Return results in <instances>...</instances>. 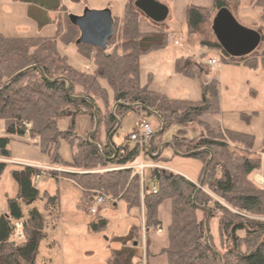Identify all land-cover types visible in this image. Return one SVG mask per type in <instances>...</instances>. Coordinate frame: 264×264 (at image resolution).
<instances>
[{
  "label": "trees",
  "instance_id": "1",
  "mask_svg": "<svg viewBox=\"0 0 264 264\" xmlns=\"http://www.w3.org/2000/svg\"><path fill=\"white\" fill-rule=\"evenodd\" d=\"M69 1L78 3L81 0ZM252 1L254 6L260 8L261 25L254 28L260 39L248 55L230 56L216 40L215 14L219 9L226 8L234 18L232 11L236 9L237 0H214L211 7L186 6V28L191 34L199 36L201 47L220 50L224 63L249 68L260 65L264 68V48L258 51L264 43V0ZM134 2L125 0L121 16H113L114 35L107 44V48L112 46L109 52L107 48L101 50L75 44L79 30L69 21L68 12L64 23L60 18L54 19L55 34L51 37H7L0 33V122L5 134L0 136V156L9 157L7 146L12 137L21 139L29 135L30 138H39L36 144L49 155L53 164L84 171L43 170L32 165H22L10 171L17 194L7 199V213L0 215V264L35 262L39 243L46 237V218L36 208L30 209L24 218L20 202L30 205L42 198L44 209L55 213L58 194L50 195L44 191L41 195L35 185V177L42 173L56 179L59 176L70 178L80 189L82 200L89 197L91 200L95 193H99L124 201L128 209L143 208L145 254L148 246L146 234L161 224L158 209L163 201L169 200L171 220L165 229L167 244L160 252L166 256L167 264H264V186L250 178L261 167L264 174V159L248 154L253 152L254 138L234 130L215 132L201 121L203 115H218L221 112L219 82L216 79L201 82V98L198 101L171 99L152 90L151 76L145 84L141 83L140 59L165 48L169 31L164 22L151 21L160 31L140 32L139 20L144 15ZM51 9L61 12L66 10V6L58 0ZM59 42L73 45L92 64V70L85 72L71 65L59 51ZM174 70L188 78H200L203 74V68L192 56L176 59ZM102 81L106 82L112 97H109ZM70 96L80 98L71 99ZM113 105V113L120 120L129 112L156 114L160 124L144 154L152 161L163 163L176 155L199 160L202 164L199 176V180L203 179L202 187L198 188L197 184L179 173L158 169H151L149 175V180L156 186V193L145 181L141 185L134 169L126 167L139 156V144H131L130 135L120 145H116L111 138L114 155L107 143L109 133L116 126ZM95 107L99 126L95 133L89 135V139L58 128L56 119L68 113L70 108H78L79 113L90 116L92 129ZM240 115L246 121L250 118L245 113ZM26 123L30 127H26ZM192 124L200 126L202 131L188 137L186 130ZM161 125L163 131L159 132ZM173 126L178 127L170 138L173 154L166 158L162 154L170 146L165 144L163 135ZM61 139L75 146L70 161H63L58 154ZM160 146L161 153L154 157ZM6 166V163L0 162V175ZM111 167L115 168L109 169ZM98 169L100 171H96ZM210 194L222 199L226 206L219 205ZM219 211L221 215L217 217L215 239L209 222ZM18 221L22 222L23 237L17 241L13 235L15 222ZM106 225V220L99 218L89 224V229L99 231ZM141 233V226L134 225L126 236L114 237L112 241L122 246L110 249L106 264H142L137 249L141 243Z\"/></svg>",
  "mask_w": 264,
  "mask_h": 264
},
{
  "label": "rangeland",
  "instance_id": "2",
  "mask_svg": "<svg viewBox=\"0 0 264 264\" xmlns=\"http://www.w3.org/2000/svg\"><path fill=\"white\" fill-rule=\"evenodd\" d=\"M237 1L236 9L232 11L235 21L244 28L254 29L256 27L255 25L260 23L259 8L253 5L252 0ZM14 2L15 0H0V33L7 37H51L55 34V18H60L61 22L64 23L67 12L68 14L80 15L85 7L100 9L103 5L107 4L113 16L122 14L121 0H81L78 3L67 2L65 5L66 10L58 13H56L54 9H51V7L57 4V0H17L18 5H13ZM195 3L200 6L210 7L213 4V0H195ZM184 17V9L183 11L174 9L170 4L169 15L164 24L167 26V23L172 21L174 25L171 27L177 32L176 38L179 39V44L187 45L189 49L188 53L194 55L195 58H199L201 48H203L199 44V36L191 34L187 30ZM148 21L152 23L149 19ZM58 48L61 54H63L67 61L74 67L85 72L92 70V64L82 57L73 45H64L59 42ZM111 48L112 46L107 48V51L109 52ZM263 48L264 43L260 45L258 51L261 52ZM203 49L208 51L209 55H211V52H209L210 49ZM250 51L246 55H248ZM212 53L214 56H212L211 59L217 58V67L212 68L208 63L205 66L204 62V64L200 62L199 65L201 67L205 66L203 72L205 71L206 75L218 76L216 80L219 82L221 112L214 119H221V122L226 128L252 135L254 138L253 152L248 154H254L264 159V152H262L264 151V68L260 65L256 68H249L242 65L227 64L222 61L220 57L222 52L220 50L213 49ZM209 55L205 57V61L210 57ZM229 55L236 56L230 53ZM203 76L202 74L200 78H194L196 80H194L192 84V91L193 94L195 91L196 98L201 97V82H204ZM151 78L153 81V77ZM102 84L107 89L109 97H112L111 90L106 82L102 81ZM67 112L68 113L56 119L58 128L63 131H71L74 133V136L85 138L87 133L94 128L93 126L91 129L92 123L90 116L79 113L78 108H70ZM241 112L250 115L248 121L241 118ZM253 112H256V114H252ZM141 116L145 118L147 115L141 114ZM124 117L122 124L118 127L113 136V141L116 145L123 143L125 137L136 127L135 123L138 122V114L135 112H129ZM200 119L202 122H205L202 118ZM148 121L154 131H156L159 127V125L157 126L156 118L154 116H148ZM162 126L163 125L158 129L159 132L163 131ZM28 127H30V125ZM173 127L178 128L177 126ZM173 127L170 130H172ZM189 128L196 129L197 134L202 131V128L197 124H192ZM169 131L165 132V134ZM213 131L215 130L213 129ZM3 135H5L3 124L0 122V136ZM170 138L167 141L163 139L166 145L170 142ZM38 141V137L30 138L29 135L21 139L12 137L7 146L9 157L0 156V162L7 164L3 173L0 175V215L7 213V199L14 198L17 194V186L10 175L11 170L18 169L25 164L35 163L41 164L42 166L38 165L37 167L43 170L55 169L72 173L84 172L74 168L53 164L49 155L43 153L36 144ZM133 143L134 142L131 144ZM161 147L162 146H160L158 150H161ZM146 148L147 147L141 148L137 158H143L145 161L151 160L150 157L144 154ZM74 150L75 146L72 147L67 140H60L58 154L63 161H70ZM140 158L137 160H140ZM151 162L160 163L161 165L165 164L152 160ZM200 163L201 162L195 158L181 155H176L168 161V164L186 172L193 178L198 174V165H200ZM113 168L115 167L109 169ZM96 171L100 170L98 169ZM145 171L147 180L148 170L146 169ZM165 171L171 172L168 170ZM256 174L264 177L263 168L261 167L251 174L250 178L252 181H254L253 179ZM35 185L41 195L44 191L50 195L57 193L59 202L57 209L54 211L58 213L57 218H55V213L51 211L47 212L44 209V199L42 198L36 199L30 205L20 202L24 218L28 216L32 208H36L38 211L44 213L46 218L44 226L46 237L39 243L34 264H106L110 249L118 247V244L111 240L112 237L125 236L131 224L130 216L136 215L139 210H141L139 212V215L141 214L139 218L141 219L142 217L143 219V208L138 209V211L136 208L128 210L124 201L118 198L112 199L107 195H105L106 199L99 206L98 213L90 214L88 208L93 204L92 200L94 198L90 200L89 197L87 200H82L80 189L68 177L59 176L56 179L49 174L42 173L35 182ZM95 195H97V193H95ZM210 195L219 205L226 206V203L222 199L213 194ZM161 205L160 218L166 223L170 219V206L166 201H163ZM49 212H51V214H49ZM216 215L217 216L209 222L211 234L215 239L217 237V217L221 215V212H217ZM99 218L105 219L107 225L99 231H92L89 229V224L97 221ZM158 232H161V230ZM146 235L148 237V233ZM164 236L165 230L163 231V237ZM22 237L23 233L20 238H17V232L15 230L13 239L18 241ZM141 242L143 246L142 237ZM139 256L142 257V264H146L144 260L145 248L141 251ZM160 264H164V260H161Z\"/></svg>",
  "mask_w": 264,
  "mask_h": 264
},
{
  "label": "crops",
  "instance_id": "3",
  "mask_svg": "<svg viewBox=\"0 0 264 264\" xmlns=\"http://www.w3.org/2000/svg\"><path fill=\"white\" fill-rule=\"evenodd\" d=\"M124 1L125 0H121L122 7H123ZM157 1L165 4L168 7V9H169L170 4L172 5V7L174 9H180L181 11H183V9H184V13H185V8L188 5L200 6V5H197L195 3V0H157ZM57 2H58V0H57ZM67 2H70V1L69 0H60V3H62L64 5H66ZM70 3H72V2H70ZM13 5H18L17 0H15ZM105 7H109V6L107 4L102 6V8H105ZM200 7H206V6H200ZM102 8H100V9H102ZM259 10H260V8H259ZM56 13H58V11H56ZM181 15H182V12H181ZM120 16H121V14L118 15L117 17H120ZM172 25H174V23L172 21H170L167 23V26H166L168 31H169L168 45L163 49H159L157 51L150 52V53L142 56V58L140 59V67H139L140 68L139 69L140 70V81L142 84H145L148 77L151 76V77H153V81L150 85V88L152 90L157 91V92H161L171 99H188V100H192V101H198V100H200L201 97L196 98L195 97V91H194V94L192 91V84H193V81L196 79L188 78V77H185V76H182V75L175 73V70H174L175 60L181 56H192V57H194L196 62H198L199 64H200V62H202V63L204 62L205 66H206L208 63V60L211 59V57L214 55L212 53V50L209 51V52H211V55H209L208 51H206L203 48H201L199 58H195L194 55L189 54L188 53V50H189L188 46L185 44H181V45L179 44L180 43V42H178L179 39L176 38L177 32L174 28L171 27ZM258 25H261V22ZM139 30L142 33H155V32L160 31V29L157 26L153 25L152 23H149L148 19L145 16L141 17L139 20ZM208 55L210 57L205 61L204 59ZM217 65L215 67H217ZM205 66H202L203 70H205V68H204ZM237 66H239V65H237ZM208 67H210V66H208ZM203 75H204L203 76L204 82H207L211 79H217V77H218L216 75H210V74L206 75L205 71L203 72ZM241 113H244V112H241ZM148 116H154L156 118L157 126L159 125L160 121H159V118L156 114L153 113V114L147 115L145 117L146 121L149 123ZM216 116H218V115L206 114V115H203L201 118L203 121L208 123L211 126V128L214 129L215 131H219V130L223 131L226 129L232 130V129L226 128L224 126V124L221 122V119H219V120L214 119V118H216ZM124 118H122L120 120V125L122 124ZM141 118H144V117L141 115H138V121ZM120 125H119V127H120ZM135 126H136V123H135ZM135 128L136 127H134V129L130 133H132L135 130ZM175 129H177V128L173 127L172 130H170L168 133H166L164 135L163 139H166L165 141L169 140V138L171 137V135H172L173 131H175ZM186 131H187V136H189V137H194L197 135L196 129H194V128H188ZM130 133H129V135H130ZM114 134H113V136H114ZM113 136H112V140H113ZM129 142H131V141H129ZM118 145H120V144H118ZM172 154H173L172 148L168 147V148H165L162 155H163V157L168 158V157H171ZM263 155H264V153H263ZM139 158H137V159H139ZM137 159L135 160L136 162H140V161L144 162V163H150L151 162V160L145 161V159H143V158L142 159L140 158V160H137ZM28 165H32V166H36V167L38 165L42 166L41 164H35V163H31ZM163 166L169 168L171 172L179 173V174L183 175L184 177L189 179L194 184H198L200 181L199 176H200V172L202 169L201 163H200V165H198L199 170H198V174L196 175L195 178L189 176V174H187L186 172H184L182 170L174 168L173 166L168 164V162H166ZM147 170H148L147 180H146V171L144 173L145 174V182L147 184L151 185V184H153L149 180V174L151 172V169H147ZM253 180L257 184L259 183L260 186H264V177L262 175L256 174L254 176ZM165 201L168 202V204L170 206V201L169 200H165ZM161 206L162 205L159 206V212H158V218L161 222V224L159 225L161 232H158V230H156L155 228L150 229L148 231L147 254H145V256H144L145 257L144 260L146 261V264H160L161 260H164V264L165 263L167 264L166 256L164 254H160V252L167 244L166 233H165V236L163 237V231L170 224L171 215H170V219L168 220V222L164 223L160 218ZM137 211H138V209H137ZM140 211L141 210H139L136 215L130 216L131 217L130 227L134 226V225L135 226H141V230H142L143 219H142V217H141V219L139 218V216H141V214L139 215ZM142 212H143V209H142ZM170 213H171V208H170ZM130 227H129V229H130ZM121 237H124V236H121ZM141 237H142V234H141ZM113 238L114 237H112V239ZM115 243L118 244V247H116L115 249L121 248L122 245L120 243H118V242H115ZM142 248L144 249L145 247L142 246V242H141L139 244V246L137 247L138 251L140 250L139 254H141V251H143Z\"/></svg>",
  "mask_w": 264,
  "mask_h": 264
},
{
  "label": "water",
  "instance_id": "4",
  "mask_svg": "<svg viewBox=\"0 0 264 264\" xmlns=\"http://www.w3.org/2000/svg\"><path fill=\"white\" fill-rule=\"evenodd\" d=\"M134 5L137 9L142 12V14L147 19L154 23L165 22L169 15L168 7L157 0H135ZM68 19L71 24L76 26L79 30V37L76 39L75 44L89 45L95 48H99L101 50H106L108 42L114 35V18L110 8L105 7L102 9H91L85 7L82 11V14L77 15L71 13L68 15ZM213 22L216 40L224 51L230 54H234L236 56H241L246 55L250 50L252 51L253 48H256L260 39L258 32L254 29L244 28L237 24L235 19L231 16L229 10H227L226 8H221L217 11ZM40 71L42 73L41 69ZM68 91L69 88L67 89V92ZM70 97L71 99L80 98L75 96ZM93 114L94 128L87 133L86 139H89V135L91 133H95L99 126L96 107L94 108ZM112 114L116 120V126L109 133L107 137V143L112 147L115 155V150L111 145L110 140L120 125V119L114 115L113 109ZM168 145L173 149V146L170 142H168ZM160 151L161 150H158L156 155L153 156H158L160 154ZM211 157L207 160L205 164L203 174L206 171V166L210 161ZM202 184L203 179L199 181L198 188H201ZM208 221L209 215H207L205 219L206 232L208 228Z\"/></svg>",
  "mask_w": 264,
  "mask_h": 264
},
{
  "label": "built area",
  "instance_id": "5",
  "mask_svg": "<svg viewBox=\"0 0 264 264\" xmlns=\"http://www.w3.org/2000/svg\"><path fill=\"white\" fill-rule=\"evenodd\" d=\"M208 64L211 67H215L218 64L217 59H209ZM26 127H28L30 124L26 123ZM154 129L151 127L150 123L146 121L145 118H141L137 123H136V128L135 130L130 133V140L133 142H136L139 144L141 148L147 147L149 144L150 139L152 138L154 134ZM126 167L134 169V172L138 174L139 179H140V184L144 182V176H145V169H158V170H168L170 171L169 168L161 165L160 163H144V162H136L134 161L133 163L127 165ZM40 175H37L35 177V182L38 180ZM150 189L153 193H156V186L154 184L150 185ZM106 199V197L103 194H97L94 199L92 200L93 204L88 208L90 214H96L98 213L99 206L102 204V202ZM22 228V222H16L15 223V230L17 232V238H20L22 236L21 232ZM156 230L160 231V227L156 226ZM19 233V234H18ZM145 228L144 225H142V239H143V246L145 242Z\"/></svg>",
  "mask_w": 264,
  "mask_h": 264
}]
</instances>
